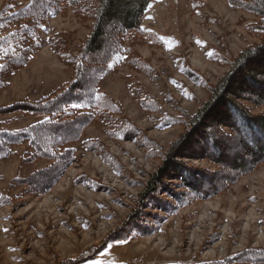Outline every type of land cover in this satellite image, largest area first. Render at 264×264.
<instances>
[{
    "label": "rangeland",
    "instance_id": "1",
    "mask_svg": "<svg viewBox=\"0 0 264 264\" xmlns=\"http://www.w3.org/2000/svg\"><path fill=\"white\" fill-rule=\"evenodd\" d=\"M70 4L0 0V22L11 21L0 25V64L5 65L0 70V264H93L101 259L106 264H219L263 248L264 163L237 178L229 167L230 176L224 177L233 182L225 190L217 189L223 174L201 177L195 189L203 191L200 199L187 201L185 194L190 204L184 207L175 191L185 192V183L171 181V192L157 195L169 205L157 202L158 209L144 210L152 215L141 213L144 224L134 232L118 230L124 220L136 217L141 194L184 133L185 119L209 100L211 88L241 52L264 42L261 18L228 0H151L140 29L123 35L122 48L97 81L87 74L84 89L92 85L90 101L71 107L78 117L85 112L93 117L70 146L74 163L55 183L50 172L31 186L17 181L51 164L36 155L26 133L46 118L4 111L41 101L75 81V59L92 33L95 10L93 1ZM119 24L112 21L109 30ZM161 36L175 42L171 51ZM33 46L38 49L25 66L6 71L11 61H19L17 54ZM103 54L89 57L98 61ZM118 57L126 59L117 62ZM239 87L244 95L253 90L248 82ZM151 100L155 105L147 103ZM75 133L76 127L69 126L46 141ZM182 161L194 173L216 171L206 161ZM210 185L217 189L212 196L204 191ZM145 225L154 231L147 232ZM124 233L127 237L116 242Z\"/></svg>",
    "mask_w": 264,
    "mask_h": 264
},
{
    "label": "trees",
    "instance_id": "2",
    "mask_svg": "<svg viewBox=\"0 0 264 264\" xmlns=\"http://www.w3.org/2000/svg\"><path fill=\"white\" fill-rule=\"evenodd\" d=\"M63 1L68 4L71 3L70 5H78L80 2L84 5L86 2L90 3V1H93L92 8L95 10L94 27L90 37L80 49V57L74 58L76 64L74 71L75 81L70 86L59 89L56 93L41 101L20 102L4 111V113L21 112L46 118L43 123L30 128V130L28 129L29 131H26V133L36 155L39 158L49 160L51 164L47 168L33 173L32 176L25 180H17L24 185L31 186L35 184L36 179L39 180L40 177L48 172L51 173L48 176L55 183L67 167L74 163L76 160V158H73L75 150L70 146L79 142L81 132L92 123L93 117L92 114H86V112L81 117H78L76 114L79 112L71 110V103H83L86 106L93 95L92 85L90 91L86 92L84 89L87 82V74H92L97 81L107 64L122 48L123 35L140 29L142 18L151 3V0ZM228 2L236 8H244L257 14L261 18L259 31L264 37V0H253L249 4L246 3V0H228ZM252 3H255L258 7H253ZM261 5L262 9L260 8ZM43 13L44 11L41 12V17ZM112 21H118L120 24L110 31L109 24ZM9 22L11 21L7 17L6 20L0 22V25L4 24L3 26H5ZM19 35L20 33H16L13 37L16 39V37H20ZM40 48H42V44ZM36 49L38 48H35V46L26 47L25 50L27 52L17 54L19 55L17 56L19 61H11L6 66V71L25 66L36 53ZM94 53L98 55L104 54L101 59L96 61L95 58L89 57V55ZM91 82L94 83V79ZM244 82L250 83L253 87L249 95L240 93L242 88L239 87V84ZM147 103L155 105L153 100L147 101ZM261 108H264V42L249 46L241 52L232 62L226 75L211 88L209 100L200 106L196 114L185 119L182 123L186 128L184 133L172 144L161 167L151 175L147 182L145 191L141 194V199L138 203L136 217L124 220L118 230L134 232L138 230L139 224H144L142 220L139 221L143 219L140 217L141 213H147L148 216L152 215L144 212V210L158 209V206H156L157 202L169 205L170 203L159 199L157 195L161 191L170 193L171 181L185 183L183 187L185 192L175 191L178 197H182L179 206L184 207L190 204L185 202V194L189 195V200L187 201L200 199L197 194L203 191L198 192L195 189H197V184L200 183L201 177L202 179L210 177L215 179L217 175L223 174L222 177L231 175L232 178H237L263 164L264 112H255ZM85 110H88V107ZM83 122L85 123L83 124ZM69 126L76 127L74 138H66L68 136L64 135L51 143L46 141L48 137L59 136ZM234 145L237 147H234ZM231 148L237 149V152L232 151ZM230 151H232V154ZM185 159L206 161L216 171L205 172L202 170L200 171L201 174L194 173L184 167L182 160ZM229 167L232 169L231 174L227 171ZM225 177L222 179L221 187L219 186L217 189L225 190L233 182L232 179ZM46 185H48V188L44 192L50 189L52 183L49 182ZM217 189H213L210 185L204 191L206 194L209 193L211 195ZM144 228L147 232L154 231L152 227L150 228L147 225ZM125 237H127V234L124 233L117 238L116 242L124 240ZM219 264H264V247L255 251L247 250L241 256L227 259Z\"/></svg>",
    "mask_w": 264,
    "mask_h": 264
},
{
    "label": "snow or ice",
    "instance_id": "3",
    "mask_svg": "<svg viewBox=\"0 0 264 264\" xmlns=\"http://www.w3.org/2000/svg\"><path fill=\"white\" fill-rule=\"evenodd\" d=\"M148 7L150 8L151 5H149ZM194 7H195V5H194ZM149 19H151V17H149ZM142 31L150 32V29H142ZM158 39H160L164 44L168 45L169 51H171L172 47H173L174 44H175V42H174L173 40L167 39V38H165V37H163V36L158 37ZM197 42L199 43V41H197ZM6 51H7V50L5 49V52H6ZM13 51H14V50H13ZM208 55L211 56L212 53H208ZM119 59H126V58H125V57H118V58H117V62H118ZM113 66H114L113 64H109V65H108V67H113ZM4 67H5V65L0 64V70H3ZM173 83L175 84L176 82L173 81ZM95 99H102V97L99 96V95H97V96L95 97ZM83 106H84L83 103H71V107H72V108L79 109V108H81V107H83ZM41 123H43V121H42ZM4 231H7V229L5 228ZM93 264H106V261L103 260V259H101V260H95V261L93 262Z\"/></svg>",
    "mask_w": 264,
    "mask_h": 264
}]
</instances>
